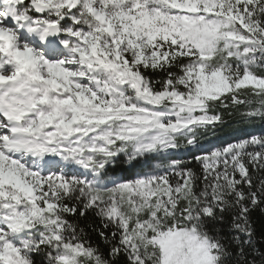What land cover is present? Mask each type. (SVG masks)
Masks as SVG:
<instances>
[{"label": "snow or ice", "instance_id": "1", "mask_svg": "<svg viewBox=\"0 0 264 264\" xmlns=\"http://www.w3.org/2000/svg\"><path fill=\"white\" fill-rule=\"evenodd\" d=\"M0 264H264V0H0Z\"/></svg>", "mask_w": 264, "mask_h": 264}]
</instances>
